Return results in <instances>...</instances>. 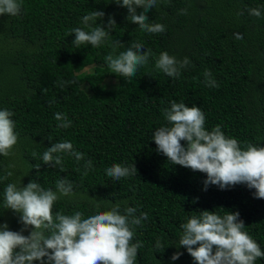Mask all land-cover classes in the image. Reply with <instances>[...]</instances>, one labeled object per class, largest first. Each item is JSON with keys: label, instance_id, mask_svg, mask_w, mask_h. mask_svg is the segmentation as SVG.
<instances>
[{"label": "trees", "instance_id": "1", "mask_svg": "<svg viewBox=\"0 0 264 264\" xmlns=\"http://www.w3.org/2000/svg\"><path fill=\"white\" fill-rule=\"evenodd\" d=\"M111 2L22 0L19 16H0V110L13 113L18 135L12 154L0 155V224L7 223L12 231L22 227L17 216L3 208L8 183L20 186L36 179L55 190L56 181L66 178L74 195L60 198L53 213L81 211L86 217L115 204H120L121 214L125 207L136 208L137 216L147 213L131 241L142 245L136 264H194L185 248L175 246L180 224L203 210L220 215L238 211L244 231L264 251V199L253 198L254 189L236 185L220 190L212 185L204 191L206 174L173 166L150 139L166 126L163 110L174 100L199 107L207 130L220 125L242 147L246 142L264 145V0H158L147 15L148 23L165 25L159 34L142 31L127 21L126 8ZM250 8H259L261 17L251 16ZM92 10L105 12V27L109 15L116 26L100 47L77 48L71 30L90 31L82 17ZM236 33L243 39H236ZM116 41L123 45L113 48ZM132 43L151 50L148 63L131 78L110 73L104 57L118 55ZM161 52L178 60L187 57L191 63L178 79L170 78L155 68ZM205 70L218 88L205 85ZM107 77L113 83L104 82ZM71 80L76 83L61 87ZM58 112L67 116L70 127H57ZM63 141L71 142L84 159L77 163L65 155L61 172L60 167L44 165L40 156L52 143ZM87 160L92 169L85 176ZM36 164H41L39 176ZM113 164H135L137 174L113 180L105 173ZM8 171L13 175L4 179ZM157 239L164 251L156 248ZM177 251L182 255L172 261ZM256 264H264V257Z\"/></svg>", "mask_w": 264, "mask_h": 264}, {"label": "clouds", "instance_id": "2", "mask_svg": "<svg viewBox=\"0 0 264 264\" xmlns=\"http://www.w3.org/2000/svg\"><path fill=\"white\" fill-rule=\"evenodd\" d=\"M158 0H112L117 6L127 9L126 19L151 34L163 33L164 24L148 23L147 13L157 6ZM22 0H0V16H19L22 12ZM141 9L139 12L137 9ZM249 14L261 17L259 8H250ZM186 14V10H181ZM242 14V13H241ZM105 12L92 10L82 17L85 31L80 27L71 30L74 34L72 43L79 48L90 44L93 48L103 45L116 26L113 16L109 15L107 26L103 24ZM97 21H101L97 24ZM94 25V26H93ZM236 39H243L240 33ZM119 41L113 48L121 46ZM141 43H132L118 55L109 53L104 57L110 73L122 78L133 77L138 68L148 63L151 50L144 51ZM191 61L185 57L178 60L167 52H161L155 61V68L166 76L178 79L181 70ZM205 85L218 88L219 84L212 78L211 72L205 70ZM76 83L75 80L61 84ZM13 113L0 110V155L8 157L17 144ZM166 126L156 129L151 140L156 145V152L167 158L171 164L190 169L193 172L206 174L203 190L216 186L220 190L231 189L236 185H244L252 192L253 198L264 199V145L241 143L228 137L220 125L211 131L205 127L206 117L203 111L193 105L171 101L170 108L163 110ZM60 123L58 128H68L71 121L65 114L56 113L54 117ZM49 141L52 138L47 137ZM184 142L183 144L181 142ZM75 157L77 163L84 155L74 149L69 141L55 142L47 147L40 159L49 168L60 167L63 172L64 156ZM32 156L37 157L33 152ZM11 167V166H10ZM39 176L41 164L34 167ZM92 169V161L84 164L83 175ZM79 171V169H77ZM105 173L113 180L137 174L135 164L123 166L113 164L105 169ZM8 171L4 179L11 177ZM74 195L73 184L66 178L56 181L55 190L44 188L36 179L27 185L18 186L8 183L3 194L4 211L11 210L22 225L19 231L9 229L7 223L0 224V264H136L140 242L132 243L134 230L142 227L147 220V213L136 215L137 209L125 207L121 214L120 204H115L107 211H97L84 216L81 211L64 214L53 213L55 203L62 197ZM90 199H95L89 197ZM96 200V199H95ZM126 203V202H125ZM98 207V205H97ZM245 223L240 213L227 211L223 215L215 211H199L180 224L182 230L177 248L183 247L192 257L194 264H256L258 258L264 257L259 244L244 231ZM28 235H24L25 232ZM156 248L165 249L159 239ZM182 255L177 251L171 256L175 261Z\"/></svg>", "mask_w": 264, "mask_h": 264}, {"label": "rangeland", "instance_id": "3", "mask_svg": "<svg viewBox=\"0 0 264 264\" xmlns=\"http://www.w3.org/2000/svg\"><path fill=\"white\" fill-rule=\"evenodd\" d=\"M90 70H91L90 68H86V69H85L86 72H89ZM104 82H107L108 84H111V83H113V80L107 77V78L104 80Z\"/></svg>", "mask_w": 264, "mask_h": 264}]
</instances>
